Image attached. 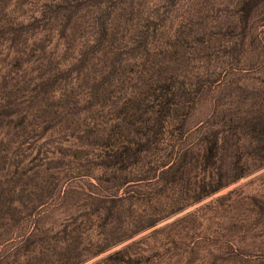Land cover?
I'll list each match as a JSON object with an SVG mask.
<instances>
[{"label":"rangeland","instance_id":"374dc122","mask_svg":"<svg viewBox=\"0 0 264 264\" xmlns=\"http://www.w3.org/2000/svg\"><path fill=\"white\" fill-rule=\"evenodd\" d=\"M0 264H264V0H0Z\"/></svg>","mask_w":264,"mask_h":264}]
</instances>
